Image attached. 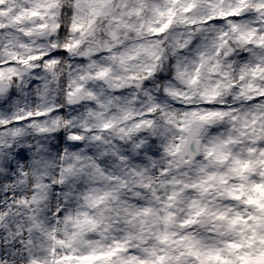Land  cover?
<instances>
[{
    "label": "clouds",
    "instance_id": "clouds-1",
    "mask_svg": "<svg viewBox=\"0 0 264 264\" xmlns=\"http://www.w3.org/2000/svg\"><path fill=\"white\" fill-rule=\"evenodd\" d=\"M0 264H264V0H0Z\"/></svg>",
    "mask_w": 264,
    "mask_h": 264
}]
</instances>
